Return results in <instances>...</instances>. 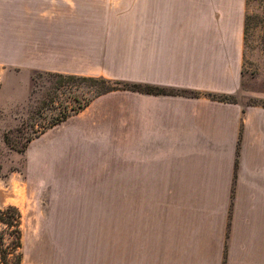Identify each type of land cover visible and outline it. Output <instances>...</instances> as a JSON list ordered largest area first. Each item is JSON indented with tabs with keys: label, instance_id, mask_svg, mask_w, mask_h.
Masks as SVG:
<instances>
[{
	"label": "crops",
	"instance_id": "1",
	"mask_svg": "<svg viewBox=\"0 0 264 264\" xmlns=\"http://www.w3.org/2000/svg\"><path fill=\"white\" fill-rule=\"evenodd\" d=\"M246 15L247 0H0L3 66L155 88L102 93L56 124L128 129L129 232L112 260L72 264H264V90L244 86Z\"/></svg>",
	"mask_w": 264,
	"mask_h": 264
},
{
	"label": "rangeland",
	"instance_id": "2",
	"mask_svg": "<svg viewBox=\"0 0 264 264\" xmlns=\"http://www.w3.org/2000/svg\"><path fill=\"white\" fill-rule=\"evenodd\" d=\"M244 53L249 75L244 86L264 90V0H247ZM56 79L49 71L27 73L0 63V208L16 205L22 213L18 264H72L76 256L112 260L114 234L129 232L128 129L88 128L74 136L54 125L34 136L91 95L89 80L59 85ZM5 135L16 146L33 138L20 151ZM120 196L117 225L114 206ZM12 239L0 221V264H15L14 253L1 255V247L13 250ZM95 239L103 241H89Z\"/></svg>",
	"mask_w": 264,
	"mask_h": 264
},
{
	"label": "trees",
	"instance_id": "3",
	"mask_svg": "<svg viewBox=\"0 0 264 264\" xmlns=\"http://www.w3.org/2000/svg\"><path fill=\"white\" fill-rule=\"evenodd\" d=\"M50 74L57 77V83L61 85L66 80H75V79H84L89 80L92 83L91 87V95L85 99L84 102H79L77 106L72 105L70 111H65L62 113V115L57 116L52 121H50L47 125H43L40 129L36 130V133L34 136H38L44 131L47 130V128L52 127L63 120L67 119L70 115L79 112L81 109H83L85 106H87L90 101L105 92L115 90V89H138L142 91H152L155 90L151 85H146L143 83L138 82H132L128 80H120V79H112L109 77H106L104 75H80V74H72V73H62V72H53L49 71ZM58 87V86H57ZM220 99H226L230 98L227 96H219ZM51 100L54 101V99L51 98ZM33 136L27 137L26 141L22 143L21 145L14 144L8 135H5L6 141L11 144V146H15L20 151H24L27 146L28 142L32 140ZM0 221L4 223L11 231V234L13 235L12 239V245L10 249H13L12 251H9L6 247H1V255L2 258H6L10 252L14 253L17 257L15 261H13L15 264L20 263L22 258V253L19 250V248L22 246V213L20 209L16 205H9L6 208H0ZM4 264H11L10 261L6 260Z\"/></svg>",
	"mask_w": 264,
	"mask_h": 264
}]
</instances>
